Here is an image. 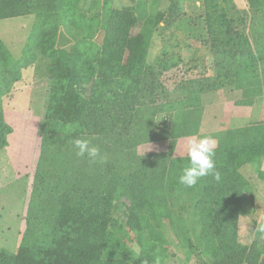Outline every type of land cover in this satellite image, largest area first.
<instances>
[{
	"label": "rangeland",
	"instance_id": "374dc122",
	"mask_svg": "<svg viewBox=\"0 0 264 264\" xmlns=\"http://www.w3.org/2000/svg\"><path fill=\"white\" fill-rule=\"evenodd\" d=\"M229 8L244 21L249 42L244 48L213 46L202 0H64L43 27L36 15L0 20V141H5L0 145V252L13 256L21 247L39 252L49 246L60 235L57 219L68 207L64 221L71 224L75 210L82 220L85 212L103 209L126 224L113 229L107 223L112 243L103 253L105 262H209L212 231L199 197L204 186L211 187L213 197L234 186L232 232L242 244L254 240L264 226V157L237 169L233 183L226 179L229 172L213 182L203 177L191 188L178 182L188 163L189 138H214L215 154L230 145L237 130L243 132L233 146L264 138V0H229ZM138 15L162 18L151 37L153 75L128 79L123 67L113 71L111 66L98 75L105 109L127 111L129 135L47 121L53 58L35 44L42 33L52 31L55 49L86 51L81 58L88 63V55L98 54L101 33H126ZM69 30L80 36L75 40ZM159 129L168 132L166 140L146 136ZM76 138L91 140L106 161L78 157ZM127 152L142 160L139 167L124 164ZM155 160L158 169L152 167ZM147 198L155 205L152 226L162 232L158 240L144 230L138 235L145 223L140 217L138 227L129 221L149 207ZM141 245L151 248V261Z\"/></svg>",
	"mask_w": 264,
	"mask_h": 264
},
{
	"label": "trees",
	"instance_id": "16d2710c",
	"mask_svg": "<svg viewBox=\"0 0 264 264\" xmlns=\"http://www.w3.org/2000/svg\"><path fill=\"white\" fill-rule=\"evenodd\" d=\"M63 1L0 0V20L36 15L42 20L40 26L43 27L47 25L45 20L53 19L54 13ZM202 1L205 24L214 47L240 49L249 44L242 30L244 21L232 8H229V0ZM157 18L151 16L144 18L138 15L126 33L107 31L101 33L104 39L100 41V45L98 44L100 48L95 46V48L98 47V54L88 55L90 58L88 63L81 58L83 54L87 56L85 50L83 53L76 46L72 47V52H68L66 48L55 49L52 31L43 32L41 39L35 44L44 55L53 58L49 74L52 77L46 120L82 124L87 130L92 129L93 133L129 135V133L126 134L130 121L127 111L122 109L119 110L120 112L112 113L111 110L105 109V95L101 91L98 75L111 66L113 71L123 67L122 74L128 79L135 77L137 80L152 76L153 71L148 64V56L152 31L162 19ZM68 32L75 40L80 36L78 31L69 30ZM1 46L2 44L0 49ZM4 60L7 62L5 57ZM165 125V129H168L169 123L165 122ZM164 130L159 129L153 134L148 132L146 136L149 135V139L153 140H166L168 132ZM240 132L243 131L237 130L232 134L229 137L230 145L214 154L215 171H218L220 175H222L221 172H229L231 175L226 179L231 183L237 175V169L264 157V138L261 141H244L236 146L231 144L233 138L238 137ZM253 135L254 133L250 132V136ZM174 144L175 142L171 146L172 149ZM0 145L3 147L5 141L1 140ZM122 157L126 166L139 167L142 163L135 153L127 152ZM152 167L158 169L159 163L156 160L153 161ZM156 169L151 171L158 178ZM209 176L208 179L213 182L214 177ZM203 188L204 192L200 191L199 197L204 207L208 228L212 233L209 242L210 261L199 264H264V232L259 230L261 226L250 244H242L232 232L234 218L235 215L237 216L234 186L231 185L226 192L218 190L215 197L210 191L211 187ZM144 202L149 204V207L138 209L137 213L129 217V221L138 227V217H140L145 223L138 235L144 230L156 239L159 235L162 236V232L156 233V229L152 226V217L156 212L155 205L148 198ZM67 208L62 209L57 219L60 225L55 229L60 231V235L54 237L49 246L42 248L39 252L21 247L13 256L0 252V264H117V261L105 262L103 259L104 251L112 243V240L107 237L106 226L108 223L113 229H123L126 224L119 222L108 209H103L99 213L85 212L86 215L82 220L79 218L80 211L75 210L76 219L71 224L70 221H64L65 216L69 217L65 212ZM140 247L141 253H144L151 261V248L148 249L142 245Z\"/></svg>",
	"mask_w": 264,
	"mask_h": 264
},
{
	"label": "clouds",
	"instance_id": "9594fccd",
	"mask_svg": "<svg viewBox=\"0 0 264 264\" xmlns=\"http://www.w3.org/2000/svg\"><path fill=\"white\" fill-rule=\"evenodd\" d=\"M76 155L86 157L92 162L104 163L106 156L101 153L98 146L89 139L76 138L72 141ZM216 140L209 136L189 138L186 144L187 166L182 169L178 182L185 187L191 188L197 185L198 181L206 176L212 175L219 180L220 174L215 171ZM264 232V226L259 229Z\"/></svg>",
	"mask_w": 264,
	"mask_h": 264
}]
</instances>
